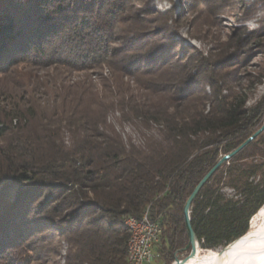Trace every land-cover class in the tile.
Masks as SVG:
<instances>
[{"label": "trees", "instance_id": "obj_1", "mask_svg": "<svg viewBox=\"0 0 264 264\" xmlns=\"http://www.w3.org/2000/svg\"><path fill=\"white\" fill-rule=\"evenodd\" d=\"M152 3L0 0V264H127L126 220L148 209L163 229L154 263L172 264L189 242L188 197L262 126L264 94L250 96L264 79V21L204 54ZM263 205L264 131L193 201L201 246L227 251Z\"/></svg>", "mask_w": 264, "mask_h": 264}, {"label": "rangeland", "instance_id": "obj_2", "mask_svg": "<svg viewBox=\"0 0 264 264\" xmlns=\"http://www.w3.org/2000/svg\"><path fill=\"white\" fill-rule=\"evenodd\" d=\"M263 1L264 0H246V8L233 9V7H231L228 10L218 9L217 13L214 14L215 10H208L204 5L197 6L199 2L193 0V4L195 5L193 7V12L181 18L180 23H176V20L183 12L185 0H153L152 5L156 6L157 9L162 12L173 10V12L170 13L171 19L168 24L176 29L177 36L175 38L182 46L207 54L214 46L215 39L223 37L231 31V29L245 27L248 28V30H254L258 28L264 21ZM256 5L257 8L253 9ZM262 64L263 56L259 54L252 62L249 70L253 71L255 75V72L258 71ZM107 70L109 71V69L106 68L105 74L108 73ZM101 72L102 71L92 72L91 76L96 77L97 75V77H99V73ZM78 75L80 74H73V76ZM256 82L257 80H254V88L251 90V103L264 94V79L262 82ZM116 125L118 126V124ZM122 129L127 133H132L127 125L118 126V130L122 131ZM225 190L233 194L231 188H226ZM233 245H231L228 250H230ZM188 253L189 251L180 250L178 255L183 258ZM225 253L226 251H224V249H205L202 247L201 256L204 259L202 258L198 264L220 261ZM210 254H214L215 256H213V258H206ZM62 264H64V261H62Z\"/></svg>", "mask_w": 264, "mask_h": 264}, {"label": "bare ground", "instance_id": "obj_3", "mask_svg": "<svg viewBox=\"0 0 264 264\" xmlns=\"http://www.w3.org/2000/svg\"><path fill=\"white\" fill-rule=\"evenodd\" d=\"M145 213H149V209ZM126 223L130 229L127 264H131L134 260V249L130 241L132 237V224L129 220H126ZM201 249L202 247L198 246L197 254L183 264H198L203 258L201 256ZM213 256L215 255L210 254L206 258H213ZM208 264H264V205L250 220L248 236L226 251L220 261H213Z\"/></svg>", "mask_w": 264, "mask_h": 264}, {"label": "built area", "instance_id": "obj_4", "mask_svg": "<svg viewBox=\"0 0 264 264\" xmlns=\"http://www.w3.org/2000/svg\"><path fill=\"white\" fill-rule=\"evenodd\" d=\"M132 224V237L130 239L134 249V260L131 264H152L160 256L157 245L163 232L160 221L153 220L150 213L142 217H128Z\"/></svg>", "mask_w": 264, "mask_h": 264}, {"label": "water", "instance_id": "obj_5", "mask_svg": "<svg viewBox=\"0 0 264 264\" xmlns=\"http://www.w3.org/2000/svg\"><path fill=\"white\" fill-rule=\"evenodd\" d=\"M264 131V122L262 126L257 129L250 137H248L241 145H239L235 150L232 152L224 155L199 181V183L196 185L193 192L188 197L185 206H184V217H185V225L189 236V242L186 245V247L183 250L189 251V253L181 258L179 255L176 256L175 261L172 264H183L190 258L194 257L197 254V247H201V243L199 241V238L196 234V231L193 227L192 220H191V207L192 203L197 197V195L200 193L202 188L205 186V184L212 178L214 173L229 159L234 157L239 151H241L245 146H247L250 142H252L259 134H261ZM248 232V231H247ZM246 232V233H247ZM245 233V234H246ZM244 234V235H245ZM244 235L234 239L233 241L229 242L228 244L238 240L239 238L243 237Z\"/></svg>", "mask_w": 264, "mask_h": 264}]
</instances>
